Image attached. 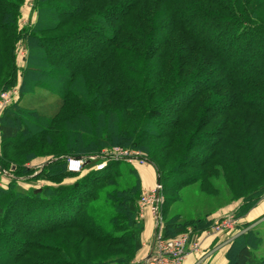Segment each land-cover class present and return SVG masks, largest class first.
<instances>
[{"label": "trees", "instance_id": "16d2710c", "mask_svg": "<svg viewBox=\"0 0 264 264\" xmlns=\"http://www.w3.org/2000/svg\"><path fill=\"white\" fill-rule=\"evenodd\" d=\"M23 1L0 0V88L18 80L17 99L0 115L2 159L7 149L24 150L23 161L42 151L62 155L47 163L58 175L68 156L140 148L159 175L179 180L169 189L175 193L198 181L214 186L211 176L221 174L243 191V204L261 196L264 0H35L34 21L20 27ZM18 42L25 51L20 68ZM151 140L160 143L159 157L146 144ZM115 161H89L83 168L90 170L71 184L26 193L12 184L6 196L0 190V264H129L134 254L111 231L112 218L98 219L97 207L117 208L114 201L137 212L139 177L130 170L127 188ZM103 162L102 170L91 169ZM180 217L165 219V238L210 225L204 216ZM131 224L136 250L140 231ZM67 228L127 251L102 246L104 255L91 259L77 242L39 239ZM243 237L229 264H264L250 234Z\"/></svg>", "mask_w": 264, "mask_h": 264}, {"label": "rangeland", "instance_id": "374dc122", "mask_svg": "<svg viewBox=\"0 0 264 264\" xmlns=\"http://www.w3.org/2000/svg\"><path fill=\"white\" fill-rule=\"evenodd\" d=\"M35 0H24L21 8H20V19L19 24L20 27L28 25L30 22L34 21L35 13L33 11ZM25 51L22 47L20 42L16 45V65L20 68L24 64L23 56ZM19 77V76H18ZM18 79V78H17ZM5 93L8 94L10 97V102H4L5 100L0 97V115L3 112V109L10 105L11 102L15 101L18 96V80L16 83L9 85L6 89L0 88V94ZM259 105L261 108H264V103H260ZM156 125L157 122H154ZM115 129V128H114ZM107 130V129H105ZM147 145L156 153L154 156H160L161 150L158 149V145L160 144L159 141L151 140L146 142ZM120 149V150H134L142 154L145 158V162H141L137 158L132 159L131 161H126L122 159H113L117 160L115 163H118L120 167L121 174H117V179L122 181V184L129 186L133 184L134 177L130 175V170H134L138 177H139V191L136 192V202H137V212L135 214H131L128 210L122 206L118 208V203L116 201L113 202L114 206L117 208H113L110 205L100 204V207H97L99 212L98 219L105 220L106 218H112L111 223V231L115 234H119L125 245H127L128 250L130 249L133 252L134 256L130 259L129 264H142V261L137 262L138 258L145 254L146 249L151 245L154 239V232H149L150 226H148V221H154V214L150 207H146L145 209L141 210L138 206V201L143 192H149L154 187H157L159 184L160 186V197H161V204L159 210V215L157 216V227L155 226L154 222V229L156 228V234L164 237L163 235V226L165 219H170L175 215H180L182 219H189L191 217H206V222H213L218 218H221L225 215L232 214V226L230 230L224 231L221 234L215 235L218 239L215 240L213 245L210 246L215 248H204L201 253L198 255V262H204L203 264H210L213 260L214 256L219 252L223 253L224 262L223 264H229V260L233 257L234 250L236 246L241 242L243 236L247 234L251 236L249 239V243L251 244V249L258 255L259 258L264 257V209L263 211L256 215V216H249L247 215L250 210L255 208L257 205L264 204V202L260 201V197L255 200L254 203L251 205L243 204L246 200L243 191H240L236 188V185L230 180L224 179L221 174H215L211 176V179L215 183L214 186H208L205 183L195 182L188 185H184L178 190L176 193L175 191H170L174 185L179 184L178 179H165L162 174H158L156 171L155 166L150 163L147 158L148 153L140 148H131V147H124L119 145L108 146L106 148H102L99 153L92 154L89 156H98L101 155L102 152H108L113 149ZM204 148V147H203ZM25 153L24 150H12L7 149L5 153L6 159H2V146H1V138H0V190L1 195L6 196L7 193L3 191H7L11 188V185L15 187V190L20 192H30L31 190L35 189H42L47 186H55L60 183L67 185L71 184L73 181L80 178L82 175L86 174L90 169H81L80 171H71L68 168V162L70 159L75 158L73 156H68L66 158H62L59 162L64 164V171L58 175L53 174V171L50 168V165H47L54 158H61L62 155L54 156L53 154H48L47 151H42L40 153H35L33 158L29 161H23L21 159L22 154ZM106 154V153H105ZM103 155V154H102ZM87 157H77V158H84L82 159L84 165L88 163ZM94 159L91 158L90 161ZM52 162V161H51ZM19 163L20 165H18ZM176 164V157L174 156L170 160L164 163V169L169 170ZM105 164L99 166L96 165L91 169H101ZM141 167L150 168L152 167V182L148 188H144L139 169ZM151 169V170H152ZM102 170V169H101ZM178 180V181H177ZM59 182V183H58ZM228 184L231 185V189H229ZM12 186V187H13ZM257 187V186H256ZM111 188V187H109ZM130 189V188H129ZM249 191V189L247 188ZM264 191V187L259 190V193ZM258 193V194H259ZM260 195V194H259ZM257 195V196H259ZM97 204V200L90 201L86 203L87 210L89 208H93ZM98 205V204H97ZM15 210V209H14ZM14 210L12 212H14ZM163 210V211H162ZM105 214V215H104ZM12 215V214H11ZM39 217V216H37ZM135 220L137 224V228L140 231V247L136 250L133 248V242L131 237V227L134 225L131 224V220ZM9 223L7 225H11L12 217L9 218ZM5 224V225H6ZM15 224V223H14ZM0 226H2L0 224ZM18 226L19 232H25L24 229L20 228V225L13 226L15 229ZM190 229L193 230L191 226H187L186 230ZM24 230V231H23ZM194 231V230H193ZM11 234L10 231H7L6 235ZM11 236V235H9ZM205 236V235H204ZM242 236V237H238ZM22 237V236H21ZM20 237V238H21ZM203 235L201 236V238ZM207 237V236H206ZM221 237V238H220ZM23 238V237H22ZM47 238L52 240H62L63 242H68L69 240L72 242L79 243V246L89 251V257L91 259H96L104 255L102 246L105 249H109L112 253L120 252V251H127L126 247L121 246H110L108 244L102 243H94L91 242L89 239H85L79 231L73 228H67L62 230H56L53 232H48L47 234L43 235L39 239L42 241H46ZM239 238V239H238ZM247 238V237H246ZM6 237L2 239V241L6 242ZM79 241V242H78ZM81 242V243H80ZM202 244V241H201ZM210 247V248H209ZM125 251V252H126ZM42 257L46 258V261L49 259L55 258L57 256L51 254L49 252H39ZM51 257V258H50Z\"/></svg>", "mask_w": 264, "mask_h": 264}, {"label": "built area", "instance_id": "2783aa9c", "mask_svg": "<svg viewBox=\"0 0 264 264\" xmlns=\"http://www.w3.org/2000/svg\"><path fill=\"white\" fill-rule=\"evenodd\" d=\"M0 97L3 98L4 102H10V97L8 94L1 93ZM106 153V154H105ZM103 154V155H102ZM101 155L89 156L87 161L91 158L94 160L100 158L102 160L106 159H124L126 161H131L137 158L141 162H145V158L142 154L134 150H120L113 149L108 152H102ZM84 158H72L68 162V168L71 171H80L83 169ZM105 162L101 163L99 166L103 165ZM260 201L264 202V192L260 196ZM161 204L160 197V186L154 187L149 192H143L139 198L138 206L141 210L145 209L147 206L151 208L155 219L159 215ZM232 214L222 216L209 225L208 228L195 232L193 230L187 229L182 233L176 235L175 237L165 238L160 235L154 234L153 247L151 252L146 258L143 259L142 264H184L185 257L187 254H199L202 252L201 236H214L221 234L224 231L230 230L232 226Z\"/></svg>", "mask_w": 264, "mask_h": 264}, {"label": "crops", "instance_id": "0c3cea01", "mask_svg": "<svg viewBox=\"0 0 264 264\" xmlns=\"http://www.w3.org/2000/svg\"><path fill=\"white\" fill-rule=\"evenodd\" d=\"M152 167L150 168H144V167H141L138 171H139V174H140V177H141V180H142V183H143V186L144 188H148L152 182V173L151 171H153ZM264 209V204H260V205H257L255 208H253L252 210H250L248 212L247 215L251 216H256L258 214H260ZM256 214V215H255ZM154 222H155V226L157 227L156 223H157V220L154 218V221L151 220L148 221V226H150V229H149V232L151 233L152 231L154 233H156V228L155 230L154 229ZM221 238V237H220ZM218 239L215 235L214 236H204L201 238V241H202V248H208V246L213 245V243L215 242V240ZM152 247H153V241L151 243V245L146 249L145 251V254L143 256H141L140 258H138L137 262L141 261L142 259L146 258L148 256V254L151 252L152 250ZM212 249L215 248L210 246ZM209 247V248H210ZM198 255L197 254H192V253H189L187 254V256L185 257V261H184V264H203L204 262H198ZM224 262V257H223V253L222 252H219L218 254H216L213 258V260L210 262V264H223Z\"/></svg>", "mask_w": 264, "mask_h": 264}]
</instances>
